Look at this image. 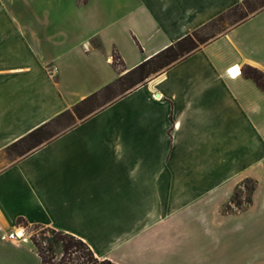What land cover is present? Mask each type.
Instances as JSON below:
<instances>
[{
	"label": "crops",
	"instance_id": "1",
	"mask_svg": "<svg viewBox=\"0 0 264 264\" xmlns=\"http://www.w3.org/2000/svg\"><path fill=\"white\" fill-rule=\"evenodd\" d=\"M238 11L115 93L139 63ZM245 66L264 75V0H0V230L24 233L0 239V264H41L35 225L117 264H264V89ZM91 96L100 104L78 115ZM245 178L250 202L225 210Z\"/></svg>",
	"mask_w": 264,
	"mask_h": 264
},
{
	"label": "trees",
	"instance_id": "2",
	"mask_svg": "<svg viewBox=\"0 0 264 264\" xmlns=\"http://www.w3.org/2000/svg\"><path fill=\"white\" fill-rule=\"evenodd\" d=\"M197 46L198 45H196L193 36L192 35H186L183 38H181L180 40L176 41L175 43L167 46L166 48H164L163 50H161L160 52L155 54L153 57L139 63L133 69L128 71L120 79V82L122 80H124L126 75H128V74L137 75L136 78H133V76L129 78L128 84L130 83V86L127 87V89H130L133 86H135L136 84L143 82L148 76H150V74L152 75V74L164 69L165 67L171 65L172 63L178 61L179 59H181L182 57H184L185 55H187L188 53L193 51ZM160 58H162V61H160L156 66L151 67V68H147V66L150 62L157 60V59H160ZM113 59L116 63V61H117V59H119V57L114 55ZM242 74L245 77L252 79L257 84V86L264 89V75L261 71H259L258 69L254 68V67H251V66H245L242 69ZM93 97L94 96L87 98L86 102L82 106H80V107L77 106L75 108V111L77 112L78 115H80L79 114L80 111L86 105H88L90 102L93 101ZM41 139H42V133H41L40 128H38L37 130L28 134L27 137L25 138V140H23L24 143H26L27 141L28 142L25 144L24 150H22V152L26 151L28 149H31L32 147H34L35 145L40 143ZM56 232H57V234L54 236L53 239L47 240V242L49 244V248L51 249L52 245L54 243L59 242L60 247L62 249V254H63V256L65 255L67 257V259H70L71 252H78L79 257L81 258L79 264H117V263L112 262L111 260H109L107 258L100 259V258L96 257L93 254L92 250L89 248V246L80 238H78L72 234L63 232V231L57 230ZM34 245H35L36 250H37V252L41 258V264H46L47 262L45 260L43 253H42L41 248L39 247V245L36 242H34Z\"/></svg>",
	"mask_w": 264,
	"mask_h": 264
},
{
	"label": "rangeland",
	"instance_id": "3",
	"mask_svg": "<svg viewBox=\"0 0 264 264\" xmlns=\"http://www.w3.org/2000/svg\"><path fill=\"white\" fill-rule=\"evenodd\" d=\"M252 6H249L248 9H252ZM234 12H230L228 15H225L223 17H220L218 19V22H213L207 28L199 30L197 32H193L192 36L194 38V41L196 45H199L211 33H216L219 29L222 27H225L227 24L232 23L235 21L239 16L243 14V11H238L235 14ZM160 61H162V58L154 60L150 62L147 66V68H151L156 66ZM151 75V74H150ZM136 78L137 75L134 74H128L126 75L125 79L122 80L117 87V91L115 93H120L121 91L127 89V87L130 86L129 78L132 77ZM132 85V84H131ZM113 94L110 93V96ZM100 103L98 101H92L88 105H86L81 111L80 115L90 112L92 109L97 107ZM59 126H56V128ZM28 142V141H27ZM26 142V143H27ZM22 144L19 149L20 151L24 150L25 144ZM17 148V149H18ZM256 186V182L252 178H245L241 180L239 183H237V186L235 188V191L233 192L231 203L224 207V209H231L234 208H240L245 206L248 202H250V194L253 191V189ZM29 239L31 243L34 245V242H36L39 247L42 250V253L45 257L46 264H79L80 257L78 252H71L70 259H67V257L62 254V249L60 247V243H54L52 245V248H49V244L47 240H51L54 238V236L57 234V230L50 228V227H43V226H30L29 227ZM35 247V245H34ZM36 248V247H35Z\"/></svg>",
	"mask_w": 264,
	"mask_h": 264
},
{
	"label": "built area",
	"instance_id": "4",
	"mask_svg": "<svg viewBox=\"0 0 264 264\" xmlns=\"http://www.w3.org/2000/svg\"><path fill=\"white\" fill-rule=\"evenodd\" d=\"M234 67V66H232ZM228 68L227 71L229 73L230 76H233L232 73L230 72L231 68ZM24 236V233L22 230H14V231H10V232H4L0 230V239L1 240H11V239H20Z\"/></svg>",
	"mask_w": 264,
	"mask_h": 264
},
{
	"label": "bare ground",
	"instance_id": "5",
	"mask_svg": "<svg viewBox=\"0 0 264 264\" xmlns=\"http://www.w3.org/2000/svg\"><path fill=\"white\" fill-rule=\"evenodd\" d=\"M230 72L232 73L233 76L237 75L239 73V67L238 66H234L231 68Z\"/></svg>",
	"mask_w": 264,
	"mask_h": 264
}]
</instances>
